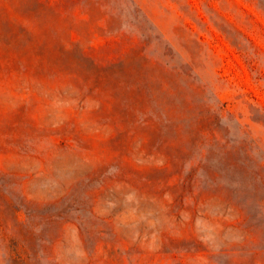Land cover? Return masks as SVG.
I'll use <instances>...</instances> for the list:
<instances>
[{
  "label": "rangeland",
  "instance_id": "374dc122",
  "mask_svg": "<svg viewBox=\"0 0 264 264\" xmlns=\"http://www.w3.org/2000/svg\"><path fill=\"white\" fill-rule=\"evenodd\" d=\"M0 264H264V0H0Z\"/></svg>",
  "mask_w": 264,
  "mask_h": 264
}]
</instances>
